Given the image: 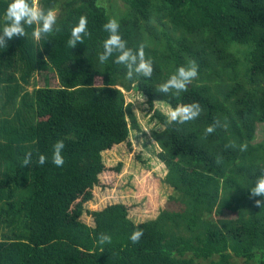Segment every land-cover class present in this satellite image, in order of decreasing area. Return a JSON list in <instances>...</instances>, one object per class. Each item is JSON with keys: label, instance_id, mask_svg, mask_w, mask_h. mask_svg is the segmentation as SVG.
<instances>
[{"label": "trees", "instance_id": "16d2710c", "mask_svg": "<svg viewBox=\"0 0 264 264\" xmlns=\"http://www.w3.org/2000/svg\"><path fill=\"white\" fill-rule=\"evenodd\" d=\"M110 1L39 0L59 11V31L36 41L35 25H25L24 37L0 47V264H264V208L254 206L264 197L249 190L264 172V141L256 142L264 124V0ZM8 3L0 0V29ZM81 15L91 36L70 48ZM110 18L129 48L145 44L150 78L127 79L115 56L99 62ZM191 59L199 69L187 92L156 91ZM123 92L146 98L162 127L151 139L173 195L154 221L133 224L131 208L116 204L91 213L89 225L86 205L107 170L103 154L143 133ZM192 102L201 113L184 124L155 107ZM214 120L222 126L206 135ZM60 139L65 163L56 167ZM29 151L32 163L22 167ZM36 153L48 161L37 164ZM137 227L144 235L133 243ZM101 233L111 243L100 244Z\"/></svg>", "mask_w": 264, "mask_h": 264}, {"label": "clouds", "instance_id": "9594fccd", "mask_svg": "<svg viewBox=\"0 0 264 264\" xmlns=\"http://www.w3.org/2000/svg\"><path fill=\"white\" fill-rule=\"evenodd\" d=\"M57 9L48 8L45 10L39 5V0H10L5 13V24L0 29V47H7L8 41L14 37H24L27 33L25 25L32 27L35 25L32 36L36 41H40L42 37L50 36L54 30L59 31L56 27L57 23ZM155 23L153 19L151 21ZM120 24L116 18H110L104 25L103 30L108 33L107 38L103 41V51L98 59L100 63L107 62L111 57L115 56L114 63L123 65L126 68V78L132 80L134 76L150 78L154 71L153 60L146 57L145 44L141 43L138 49L133 50L127 46V42L122 38L119 32ZM91 36L88 30V20L86 16L81 15L78 23L72 26L70 39L67 44L70 48H75L78 43H84V37ZM48 57H45L47 60ZM199 65L195 59H191L186 65L179 66L169 78L161 83L156 91L161 94L173 93L179 95L182 92L188 91V86L198 76ZM161 104V103H157ZM201 113V106L199 102L181 103L175 108H169L165 113L169 122H177L184 124L186 122L195 120ZM219 120H214L212 124L205 129V134H212L216 128L221 127ZM232 142L226 147H235ZM247 142L239 145L240 151L247 150ZM65 143L62 139L57 140L52 146L51 162L56 167H63L65 161L63 150ZM33 160V153L31 151L25 153L21 162L22 167L29 166ZM48 161V157L42 153H36V162L39 165H44ZM250 190V198L264 197V172L256 178L255 184ZM254 206L264 208V201L254 200ZM144 235L143 229L137 227L130 235V240L133 243H138ZM100 244L111 243V236L106 233L99 235Z\"/></svg>", "mask_w": 264, "mask_h": 264}, {"label": "rangeland", "instance_id": "374dc122", "mask_svg": "<svg viewBox=\"0 0 264 264\" xmlns=\"http://www.w3.org/2000/svg\"><path fill=\"white\" fill-rule=\"evenodd\" d=\"M103 4L111 6L110 0H103ZM59 11H57V15ZM38 87L46 85V78L38 74L35 79ZM52 85L58 86L59 81L52 76ZM29 90L33 91L34 86ZM126 103L130 105L142 133H131L130 145L124 144L112 152L103 154V164L106 167L99 178V185L94 190V199L86 205L84 220L91 225V213L100 212L105 208L122 204L130 207L129 220L136 225L154 221L167 201L173 195V190L164 184L167 175L166 167L157 159L160 149L151 139L154 132L162 127L151 120V113L146 104L147 99L135 92H123ZM156 109L165 113L171 108L169 105L156 104ZM168 109L167 111L164 110ZM256 142L264 141V124L257 125ZM141 157L144 163L137 160ZM119 169V171L117 170Z\"/></svg>", "mask_w": 264, "mask_h": 264}, {"label": "crops", "instance_id": "0c3cea01", "mask_svg": "<svg viewBox=\"0 0 264 264\" xmlns=\"http://www.w3.org/2000/svg\"><path fill=\"white\" fill-rule=\"evenodd\" d=\"M164 110L167 111L168 109H165V108H164ZM91 224H92V221H91Z\"/></svg>", "mask_w": 264, "mask_h": 264}]
</instances>
